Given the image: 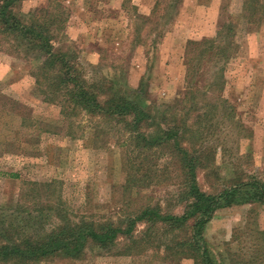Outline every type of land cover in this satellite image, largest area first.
<instances>
[{
	"label": "rangeland",
	"instance_id": "rangeland-1",
	"mask_svg": "<svg viewBox=\"0 0 264 264\" xmlns=\"http://www.w3.org/2000/svg\"><path fill=\"white\" fill-rule=\"evenodd\" d=\"M58 2L68 20L56 48L78 58L90 82L117 80L124 90L144 83L156 109L178 105L187 92L188 54L195 50L190 64L200 70L194 80L201 91L195 104L202 111L219 106L208 142L226 141L229 148L226 158L218 152V170L199 172L202 189L219 190L238 175L264 177V24L247 22L244 0ZM49 5L55 11L50 0H24L18 10L29 15ZM208 40L215 42L212 54L204 53V44L188 49L189 41ZM38 56L13 40L0 43V207L27 216L61 204L74 218L100 222L124 221L146 205L182 213L180 172L167 153H133L122 123L68 106L52 92L54 72ZM232 110L236 120L228 117ZM132 171L148 178L130 192L125 184ZM203 237L220 263L264 264V204L217 210ZM122 249L109 253L89 245L80 260L39 264H195L163 250L119 255Z\"/></svg>",
	"mask_w": 264,
	"mask_h": 264
},
{
	"label": "trees",
	"instance_id": "trees-1",
	"mask_svg": "<svg viewBox=\"0 0 264 264\" xmlns=\"http://www.w3.org/2000/svg\"><path fill=\"white\" fill-rule=\"evenodd\" d=\"M23 1L0 0V43L13 40L17 46L39 53L41 66L54 72L56 82L51 86L52 92L63 97L74 109L122 123L131 139L133 153H167L180 172L181 182L176 187V194L177 205L183 207V212H166L161 205H146L124 221L100 222L74 218L61 204L49 212L34 210L27 216L12 214L6 207H0V264H39L55 258L80 260L89 245L112 253L121 244L123 249L119 255H138L154 249L163 250L168 258H192L195 264H223L211 254L203 237L204 230L219 209L264 204V177L242 178L238 175L229 185L211 192L204 191L199 183L200 171L218 170V152L223 158L229 156L226 141L218 140L212 147L208 142L219 122L216 119L219 106L211 104L202 111L195 104L201 96L197 92L201 91L199 81L194 77L200 70H193L195 66L190 64L195 57V50L190 48L204 44V53L212 54L216 49L214 40L188 42L190 86L183 98L176 100L178 105L156 109L148 101L144 83L139 89L124 90L117 80L90 82L80 74L78 58L56 48L68 20L65 8L58 0H50L55 3V11H49V5L29 15L18 10ZM243 13L250 25L262 26L264 0H244ZM206 43L210 45L206 46ZM216 82L217 78L213 83ZM38 84L41 86L39 81ZM42 92L46 94L47 91ZM204 97L208 98L207 95ZM228 117L236 120L234 110ZM147 178L137 171L130 172L126 190L133 192L145 187ZM34 185L38 186L37 183ZM140 226L143 228L138 230Z\"/></svg>",
	"mask_w": 264,
	"mask_h": 264
}]
</instances>
